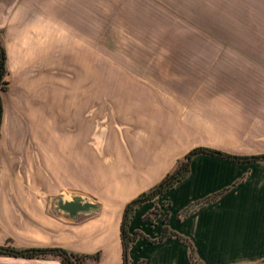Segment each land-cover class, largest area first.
I'll list each match as a JSON object with an SVG mask.
<instances>
[{
  "label": "crops",
  "instance_id": "0c3cea01",
  "mask_svg": "<svg viewBox=\"0 0 264 264\" xmlns=\"http://www.w3.org/2000/svg\"><path fill=\"white\" fill-rule=\"evenodd\" d=\"M228 10L237 21L215 19L211 28L227 38L201 40L210 42L209 60L196 55L193 69L168 89L138 82L123 102L120 129L97 154L87 141L89 81L73 78L69 23L46 16V0H0L9 81L1 92L0 245L99 252L89 264H123V209L190 149L264 154V0H229ZM58 184L83 190L97 208L73 218L52 210ZM155 204L161 210L151 221ZM164 225L179 238L137 239L130 264H192L188 244L200 264L264 262V162L194 156L185 178L133 211L128 231L156 238ZM16 227L24 241L13 237ZM0 264L60 262L0 256Z\"/></svg>",
  "mask_w": 264,
  "mask_h": 264
},
{
  "label": "rangeland",
  "instance_id": "374dc122",
  "mask_svg": "<svg viewBox=\"0 0 264 264\" xmlns=\"http://www.w3.org/2000/svg\"><path fill=\"white\" fill-rule=\"evenodd\" d=\"M228 8L229 0H46V16H61L73 33V78L89 81L87 141L97 154L101 140L120 129L123 105L138 82L168 89L193 69L196 55L209 60L212 47L201 40L227 38L211 28L215 19L237 21ZM73 194L88 198L83 190L55 185L51 209L62 212L57 199ZM13 231L24 241L19 228Z\"/></svg>",
  "mask_w": 264,
  "mask_h": 264
},
{
  "label": "trees",
  "instance_id": "16d2710c",
  "mask_svg": "<svg viewBox=\"0 0 264 264\" xmlns=\"http://www.w3.org/2000/svg\"><path fill=\"white\" fill-rule=\"evenodd\" d=\"M5 46L0 38V129H1V121H2V113H3V103L1 99V92L6 91L9 88V81L6 77V53ZM201 154H210L211 156H216L224 159H228L231 162L238 163H257L264 162V154L257 156H236L230 155L228 153L212 150L211 148L206 147H196L194 149H190L183 158H180L175 163V166L170 171L166 172V174L162 177V179L156 184L152 185L148 190L140 192L134 198H132L123 209L122 213V221H121V229H120V237L122 241V261L123 264H130L129 258V248L132 244L140 238L147 239L148 241L158 242L169 235H174L179 238L174 231H172L167 225H164L161 233L158 237L149 238L145 236L140 231L133 230L132 232L128 231L129 221L132 217L133 211L138 208L139 205L144 203L145 201H155L157 196L167 191L171 187H173L180 180L185 178L188 174V163L189 160L192 159L196 155ZM214 197H208L204 200L189 206L186 208L181 214L180 217L185 216L189 212L194 211L198 206L211 201ZM160 208L155 204L154 208L149 211L146 215V218L153 221L160 214ZM180 240L184 241L182 238ZM188 244V243H187ZM189 248V260L192 264H200L196 259V255L192 249V247L188 244ZM0 256H15L19 258H38V259H48V258H57L60 264H89V261L98 262L100 253L94 252L91 254L87 253H77L75 251H70L62 247L58 246H46V247H23L14 246L13 244L7 242L4 245H0ZM139 264H143V261H140Z\"/></svg>",
  "mask_w": 264,
  "mask_h": 264
},
{
  "label": "water",
  "instance_id": "95a60500",
  "mask_svg": "<svg viewBox=\"0 0 264 264\" xmlns=\"http://www.w3.org/2000/svg\"><path fill=\"white\" fill-rule=\"evenodd\" d=\"M58 209L67 213L69 217H75L78 212H87L97 208V204L89 198L73 194L70 199H57Z\"/></svg>",
  "mask_w": 264,
  "mask_h": 264
}]
</instances>
